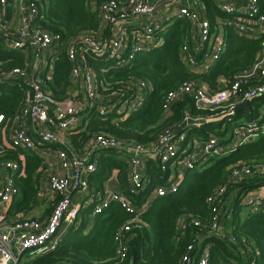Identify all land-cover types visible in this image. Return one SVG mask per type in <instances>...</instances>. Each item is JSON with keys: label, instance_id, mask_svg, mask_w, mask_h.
Returning <instances> with one entry per match:
<instances>
[{"label": "built area", "instance_id": "obj_1", "mask_svg": "<svg viewBox=\"0 0 264 264\" xmlns=\"http://www.w3.org/2000/svg\"><path fill=\"white\" fill-rule=\"evenodd\" d=\"M214 2L224 13L233 17L228 21L218 20L216 30L212 29L205 8L199 0H162L157 3L152 0H130L127 7L113 0L103 2L98 10L100 34L97 37L80 35L66 48V56L72 66L71 80L76 89L69 97L58 100L47 88L42 75L45 74L48 80L52 78L54 62L62 47L61 36L35 26L39 15L38 7L26 0H14L18 11V25L12 29L5 23L10 0H0V39L7 50L22 53L26 66L24 69L5 68L4 63L0 62V88L6 85L20 86L25 90L22 106L9 126L7 138L3 145L0 144V148H18L40 158L43 162L42 179L56 197L53 210L44 221L35 218L9 219V209L18 196L15 176L20 165L14 159L0 162V264H20L24 256L34 259L53 252L61 242L58 234L64 224L69 223L73 227L81 210L91 205H94L92 216H96L107 210L111 203L119 204L132 215L123 229L124 232L130 231V227L139 222V216L153 199L178 191L179 182L187 172L193 171L207 160L227 156L239 146L264 136L263 115L259 124L250 122L235 126L226 139L210 135L204 142L187 140L189 126H201L234 116L240 107L264 95L263 50L253 69L238 73L232 84L222 80L217 92H210L202 82L186 83L170 92L163 101L166 114L186 96L193 99L198 111L210 114L198 119H186L178 131L161 134L150 147L98 134L81 150H77L71 140L73 134H80L85 130L84 113L87 110H95L100 115L114 111L129 115L141 107L144 95L151 90V86L141 83L132 100L122 99L115 93L103 98L101 90L104 85L98 84L95 71L87 62L88 57L114 60L117 67L122 68L138 52H148L161 46L171 21L181 17L195 26V51H206L204 61L199 65H196L189 47L183 48L181 58L194 72L204 74L224 50V24L233 26L239 36L249 40L264 36V8L258 0ZM5 122L4 115H0V136L7 128ZM104 150H114L117 158L127 164L129 187L136 195L149 184L145 173L148 158H157L165 166L170 164V178L165 185L154 188L142 208L136 207L126 195L118 191L94 194L91 179L98 170V154ZM166 170L163 167V171ZM261 175H264V164L235 168L227 183L208 198L213 212L211 234L228 237L223 224V215L228 213V209L224 207L228 191L243 180ZM259 200L262 199H257L251 207L253 211H264ZM190 226L204 228L191 216L181 218L179 229L182 234ZM211 247V244L205 246L198 264L209 263ZM195 249L196 245L188 247L182 264H187L189 255Z\"/></svg>", "mask_w": 264, "mask_h": 264}, {"label": "trees", "instance_id": "obj_2", "mask_svg": "<svg viewBox=\"0 0 264 264\" xmlns=\"http://www.w3.org/2000/svg\"><path fill=\"white\" fill-rule=\"evenodd\" d=\"M106 1L108 0H26L38 7L39 15L35 26L62 38L52 78L48 80L45 74L42 75L47 88L58 100L69 97L76 89L71 80L72 66L67 59L66 48L80 35L97 37L100 34L98 10ZM113 1L127 7L130 0ZM152 1L157 3L162 0ZM199 1L205 8L213 30L217 29L218 20L233 19L214 0ZM258 1L264 8V0ZM223 32L224 50L204 74L194 72L181 58L184 47L192 50L196 65L204 61L206 54V51H195V26L181 17L171 21L161 46L148 52H138L122 68H118L114 60L88 57L87 62L95 71L98 84L104 85L101 90L103 98L115 93L122 99L132 100L141 83L151 86V90L144 95L141 107L129 115L117 111L100 115L95 110H87L84 113L85 130L71 136L76 149L81 150L98 134L150 147L161 134L178 131L186 119H198L210 114L198 111L193 99L187 96L175 103L166 114L163 101L170 92L191 82H202L210 92H217L221 87V79L232 84L238 73L247 72L257 65L264 50V36L249 40L239 36L233 26L228 24L223 25ZM0 62L4 63L5 68L26 67L22 53L7 50L1 39ZM24 97L25 90L20 86L6 85L0 88V115L6 118L7 126L0 136L1 145L7 138L8 128L22 106ZM248 106L249 110H240L223 120L189 126L187 140L204 142L210 135L226 139L239 119L261 123L264 95L248 102ZM11 159L19 162L20 169L15 176L18 196L9 209L8 218L20 220L33 210L40 195L43 162L32 153L18 148H0V162ZM259 164H264V136L239 146L227 156L207 160L196 172H187L178 191L153 199L139 216V222L130 227V231L124 232L123 229L132 215L119 204L111 203L107 210L96 216H92L94 205H91L81 210L78 220L56 250L30 261L26 259L23 264H182L191 245H196V249L189 264H198L202 250L209 244L212 247L208 264H264V211H253L251 207L254 204L250 207L243 203L248 194L264 189V175L243 180L228 191L224 199V207L228 209V213L223 215L224 227H228V237L211 234L213 212L207 201L218 188L227 183L233 169L242 165L252 167ZM97 166L98 170L91 179L94 194L103 192L104 183L113 172H117L122 186L120 192L138 208H142L154 188L165 185L171 175L170 164L165 166L157 158H148L145 173L149 184L136 195L129 187L128 166L117 158L114 150L99 152ZM163 167L167 170L163 171ZM259 202L264 207V200ZM187 215L198 220L204 228L190 226L182 234L179 222Z\"/></svg>", "mask_w": 264, "mask_h": 264}, {"label": "crops", "instance_id": "obj_3", "mask_svg": "<svg viewBox=\"0 0 264 264\" xmlns=\"http://www.w3.org/2000/svg\"><path fill=\"white\" fill-rule=\"evenodd\" d=\"M225 1L232 2V0H225ZM17 15H18L17 5H15L14 0H10L9 11L7 12V15L5 17V23L10 25L12 29H15L17 27V25H18V16ZM222 30H223V28H222ZM221 81H222V79L220 80V82ZM245 110H249V106ZM260 115L261 116L264 115V107L262 108ZM244 123H249V122L246 119H239L234 124V127L239 125V124H244ZM194 126H196V125H194ZM223 127L225 128V126H223ZM194 140H197V139H194ZM51 157H53V155H51ZM117 175H118L117 172H113L111 177L109 178V180L104 183V191L105 192H108V191H118V192H120V190L122 189V186H121V184L118 181ZM39 194L40 195L38 197V200H37L33 210L26 216V218H35V219H39V220L44 221V220H46V218H48L50 216L51 211H52V209H53V207L55 205L56 197H55V194L49 189V187L47 185V182H45V180H43V179H42V182H41V189H40V193ZM253 194L255 196L254 200H251L248 203H246V201L244 199L243 203L246 204L247 206L250 205V207H251L252 204H254V202L257 199L260 198V199L264 200V189H260V190H258L256 192H254ZM39 201L40 202L45 201V203H47V205H48V208L46 209V212L43 213V214H40L38 212V209H37V203ZM251 209L254 210L253 208H251ZM226 230L228 231V229L227 228L225 229V233L229 234V232H227ZM67 232H68V230L65 231L64 229H62L59 232L58 238L60 239V241L64 239V237L67 234ZM25 262H26V260H25Z\"/></svg>", "mask_w": 264, "mask_h": 264}, {"label": "rangeland", "instance_id": "obj_4", "mask_svg": "<svg viewBox=\"0 0 264 264\" xmlns=\"http://www.w3.org/2000/svg\"><path fill=\"white\" fill-rule=\"evenodd\" d=\"M233 129V128H232ZM231 129V130H232ZM249 144V143H248ZM203 164H200V165H198L194 170H193V172H196V170H198V169H200V167L202 166ZM180 183H181V181L179 182V185H180ZM255 199V196H254V194L253 193H250V194H248L246 197H245V201H246V203H248L249 201H251V200H254ZM40 202V201H39ZM37 203V209H38V212L40 213V214H43V213H45L46 212V209L48 208V205H47V203H45V201H42V202H40V203ZM70 224L69 223H65L64 224V226H63V228L62 229H64L65 231L66 230H69L71 227L69 226ZM228 228V227H227ZM224 230H225V227H224ZM26 256H24V258L22 259V263L21 264H23L24 262H25V260H26ZM30 260H32L31 258L29 259V261Z\"/></svg>", "mask_w": 264, "mask_h": 264}, {"label": "water", "instance_id": "obj_5", "mask_svg": "<svg viewBox=\"0 0 264 264\" xmlns=\"http://www.w3.org/2000/svg\"><path fill=\"white\" fill-rule=\"evenodd\" d=\"M247 107H248V104H245L244 106L240 107L238 111H240V110H245V109H247ZM192 255H193V253H191V254L189 255V260H188L187 264L190 263V259H191Z\"/></svg>", "mask_w": 264, "mask_h": 264}]
</instances>
